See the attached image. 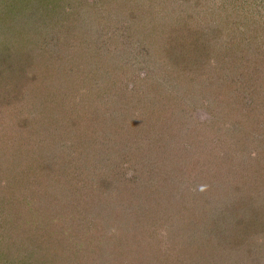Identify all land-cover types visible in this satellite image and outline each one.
<instances>
[{
  "label": "rangeland",
  "instance_id": "obj_1",
  "mask_svg": "<svg viewBox=\"0 0 264 264\" xmlns=\"http://www.w3.org/2000/svg\"><path fill=\"white\" fill-rule=\"evenodd\" d=\"M0 264H264V0H0Z\"/></svg>",
  "mask_w": 264,
  "mask_h": 264
},
{
  "label": "trees",
  "instance_id": "obj_2",
  "mask_svg": "<svg viewBox=\"0 0 264 264\" xmlns=\"http://www.w3.org/2000/svg\"><path fill=\"white\" fill-rule=\"evenodd\" d=\"M255 19V18H254ZM193 33H194V35L195 34H198L199 33V35H198V37H196L195 36V38H191V42L193 43V47L196 49L198 46H201V40H202V36H203V34H209V33H211V32H206V31H204V29H201V28H198V29H194V30H191ZM214 30H212V32H213ZM215 32V31H214ZM192 33V34H193ZM213 35H215V34H213ZM190 40V39H189ZM182 42V41H181ZM177 43H180V42H177ZM190 46L192 47V44H190ZM193 47H192V49H193ZM202 47V46H201ZM203 50L205 49V48H202ZM194 50V49H193ZM257 68H259V67H257ZM104 217H105V215H104ZM106 218H107V216H106ZM127 230V229H126ZM125 230V231H126ZM126 238H130L131 240H135L136 239V236H134L133 238H131V235H126Z\"/></svg>",
  "mask_w": 264,
  "mask_h": 264
}]
</instances>
